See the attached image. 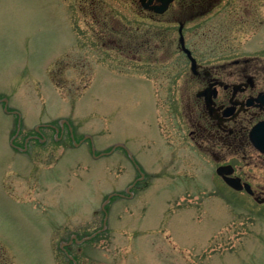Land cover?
Returning <instances> with one entry per match:
<instances>
[{"label": "rangeland", "instance_id": "374dc122", "mask_svg": "<svg viewBox=\"0 0 264 264\" xmlns=\"http://www.w3.org/2000/svg\"><path fill=\"white\" fill-rule=\"evenodd\" d=\"M170 11L0 0V264H264V205L187 134L193 84ZM183 36L208 66L264 52V0H214Z\"/></svg>", "mask_w": 264, "mask_h": 264}, {"label": "flooded vegetation", "instance_id": "af4514ba", "mask_svg": "<svg viewBox=\"0 0 264 264\" xmlns=\"http://www.w3.org/2000/svg\"><path fill=\"white\" fill-rule=\"evenodd\" d=\"M212 1L175 0L162 15L143 12L158 22L156 19L166 15L172 7L169 16L173 19L170 21L178 26L181 24L184 30L186 21L202 15L206 8L212 7ZM140 45L116 44L131 54ZM260 49L254 48L251 55L209 66L196 60V70L190 77L193 86L187 89L186 107L189 112L187 134L193 145L201 154L219 163L215 171L220 166L226 167L225 171H231L230 176L240 179L242 184H249L251 193L245 189L239 193L264 205L258 203L264 199V184L255 185L254 178L238 166L241 163L264 171V151L254 143L260 139L264 145V102L258 98L264 93V52ZM26 140L23 148L27 149ZM10 145L15 148L14 142ZM218 178L223 182L221 177Z\"/></svg>", "mask_w": 264, "mask_h": 264}, {"label": "water", "instance_id": "95a60500", "mask_svg": "<svg viewBox=\"0 0 264 264\" xmlns=\"http://www.w3.org/2000/svg\"><path fill=\"white\" fill-rule=\"evenodd\" d=\"M139 1L142 3V5H143L144 8H148L149 7V3L152 2L153 0H148V3H144L143 1H145V0H139ZM156 1L157 2H160L162 4L161 7L160 6H158V7H150L149 9L150 10H153L155 12L161 13V12H163V10L166 9L167 4L170 1H172V0H156ZM180 30H181V28H180ZM181 31H180L179 43H180V45L182 47V50L187 54V56L190 58V60H192L191 61V63H192L191 64L192 65L191 69L193 71L194 70V67H195V60L191 57L190 52L184 46V39H183V36L181 35ZM218 171H219L218 174L221 175L224 178V180L226 181V183L228 185H230L232 188H234L236 190L242 189V186L240 185V182H239L240 180H238V179H232V178L229 179V178H225L224 177L225 175H229L231 171H225L224 168L218 169ZM245 187H248V186H245Z\"/></svg>", "mask_w": 264, "mask_h": 264}]
</instances>
